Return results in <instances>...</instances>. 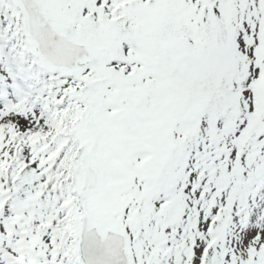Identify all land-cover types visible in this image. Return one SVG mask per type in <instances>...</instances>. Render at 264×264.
<instances>
[{
    "label": "snow or ice",
    "instance_id": "6c2138e0",
    "mask_svg": "<svg viewBox=\"0 0 264 264\" xmlns=\"http://www.w3.org/2000/svg\"><path fill=\"white\" fill-rule=\"evenodd\" d=\"M0 264H264V0H0Z\"/></svg>",
    "mask_w": 264,
    "mask_h": 264
}]
</instances>
